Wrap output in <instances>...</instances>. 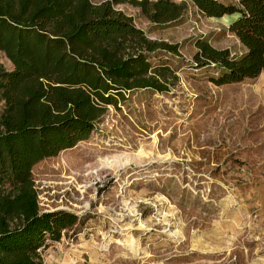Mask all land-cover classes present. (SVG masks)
Masks as SVG:
<instances>
[{"label": "rangeland", "instance_id": "374dc122", "mask_svg": "<svg viewBox=\"0 0 264 264\" xmlns=\"http://www.w3.org/2000/svg\"><path fill=\"white\" fill-rule=\"evenodd\" d=\"M175 1L186 10L165 26L116 6L148 39L177 45L148 55L167 90L126 93L87 140L32 168L40 210L77 217L44 264H264V71L214 85L194 43L240 54L234 18ZM0 67L13 68L1 52Z\"/></svg>", "mask_w": 264, "mask_h": 264}, {"label": "trees", "instance_id": "16d2710c", "mask_svg": "<svg viewBox=\"0 0 264 264\" xmlns=\"http://www.w3.org/2000/svg\"><path fill=\"white\" fill-rule=\"evenodd\" d=\"M207 18L233 17L228 32L243 51L194 43L195 66L218 69L217 86L256 79L264 71V0H191ZM128 4L150 24L180 19L175 0H0V264H44L49 243L77 224L64 211L40 210L32 168L89 138L107 107L131 91H166L165 75L148 61L177 45L150 40Z\"/></svg>", "mask_w": 264, "mask_h": 264}]
</instances>
